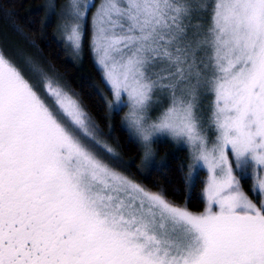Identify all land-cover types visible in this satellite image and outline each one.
Instances as JSON below:
<instances>
[{"label":"snow or ice","instance_id":"snow-or-ice-1","mask_svg":"<svg viewBox=\"0 0 264 264\" xmlns=\"http://www.w3.org/2000/svg\"><path fill=\"white\" fill-rule=\"evenodd\" d=\"M94 2L62 5L77 49ZM91 29L131 126L186 145L185 202L106 163L80 102L0 49V264H264V0H101ZM158 90L169 103L151 118Z\"/></svg>","mask_w":264,"mask_h":264},{"label":"trees","instance_id":"trees-1","mask_svg":"<svg viewBox=\"0 0 264 264\" xmlns=\"http://www.w3.org/2000/svg\"><path fill=\"white\" fill-rule=\"evenodd\" d=\"M46 2L0 0V49L27 75L37 80L52 79L84 106L97 129L98 139L115 154V158L105 157L109 165L151 190L163 189L172 203L182 205L187 193L184 183L188 168L186 150L162 140L156 143L154 162L142 164L141 147L122 124L124 109L109 108L107 101L111 92L92 58V9L87 14L89 23L77 60L59 39L56 22L47 16ZM203 180L204 172L201 171L191 189V198L186 202L192 211H200L204 206L201 199ZM242 186L248 192L249 181H243ZM248 194L255 198L251 192Z\"/></svg>","mask_w":264,"mask_h":264},{"label":"rangeland","instance_id":"rangeland-1","mask_svg":"<svg viewBox=\"0 0 264 264\" xmlns=\"http://www.w3.org/2000/svg\"><path fill=\"white\" fill-rule=\"evenodd\" d=\"M46 1H47L46 4H47V8H48L47 16L53 18V20L56 22L57 33H58L59 39L61 40V42L63 43V45L65 46V48L68 49V51L71 53V55H73L74 57H76L77 60H78V56H80L81 48L80 49L75 48L67 40V38H66L67 35H68L67 25L73 23L74 21H72L68 17L64 16L62 14V12H61L62 5L64 3V0H46ZM100 2H101V0H95V2L93 4V7H92L91 18H92V15L95 13L96 7L99 5ZM79 3L81 5V10H83V4L85 3V0H79ZM53 8H54V11H53ZM90 26H91V20H90ZM91 36H92V29H91ZM92 58H93V61L96 64V66L98 67V65L96 63V60L98 59V57H96L93 52H92ZM26 61L31 65V62L30 61H28V60H26ZM98 68L101 71V74H102V77H103L102 68H100V67H98ZM210 100H211V97H205V98H203V100L201 102V108L198 110L200 112V114L204 117L205 121L207 120V118L209 116L208 105L210 103ZM107 103L109 105V108H111V109L112 108H123L124 109L123 110V115L126 114V113H128L130 111V108L129 107L116 106L114 104V102H113V96H112V94H111V98L107 101ZM125 103H127V99L126 98H125ZM168 103H169L168 93L167 92H161L159 90L156 91L154 93V95H153V101H152V103H151V105L149 107L150 117L151 118H155L158 115V113L162 110V108L165 105H167ZM82 108L85 110L84 106H82ZM123 115H122V117H123ZM90 121H91V119H90ZM91 123L93 124L92 121H91ZM122 124H123V126L125 128H127L130 131L131 135L134 137V139L140 145L141 151H142V157H141V159H142V164L143 165H146V163H148V162H150V163L151 162H154V159L156 157V152H157L156 151V143L157 142H161L162 140H168V141L171 142V144L174 147L184 148L186 150L187 159H188V162H187V164H188V168H187V178H188L189 172L191 170L190 169L191 161L189 159V152H188V149H187L186 145H184L180 141L176 140L175 138H170L167 135H157V136H154L152 138V140L150 141L151 150L149 152L147 150V146L143 144V142L141 141V139L139 138V136L134 131V128L131 126L130 122L129 121H126L125 119L122 118ZM94 129H95L94 131L96 133V138L98 139V135H97V132H96L97 131L96 127H94ZM99 141H100L101 144L105 145L106 147H109L108 145H106L105 143H103L102 140H99ZM96 151H97L98 155L106 162L105 157H108L109 154L107 152H105L103 149H97ZM110 166H112V165H110ZM112 167H114V166H112ZM205 177H206V173L204 172V179H205ZM249 184H250V182H249ZM255 199H256V197L254 198V200Z\"/></svg>","mask_w":264,"mask_h":264},{"label":"clouds","instance_id":"clouds-1","mask_svg":"<svg viewBox=\"0 0 264 264\" xmlns=\"http://www.w3.org/2000/svg\"><path fill=\"white\" fill-rule=\"evenodd\" d=\"M122 118L125 119L126 121H129V122H130V119H131L130 115L128 113L124 114ZM134 131L139 136V138L141 139L143 144L147 146V150L150 152V150H151V146H150L151 138L150 137L145 138V133L140 131V130H138V129H134Z\"/></svg>","mask_w":264,"mask_h":264}]
</instances>
